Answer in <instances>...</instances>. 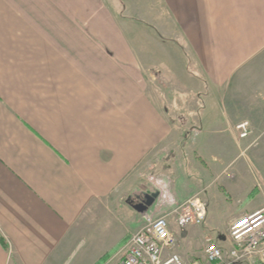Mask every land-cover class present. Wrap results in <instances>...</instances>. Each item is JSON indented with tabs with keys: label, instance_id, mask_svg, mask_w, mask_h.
<instances>
[{
	"label": "crops",
	"instance_id": "0c3cea01",
	"mask_svg": "<svg viewBox=\"0 0 264 264\" xmlns=\"http://www.w3.org/2000/svg\"><path fill=\"white\" fill-rule=\"evenodd\" d=\"M131 2L0 0V264H53L87 215L135 211L152 154L207 177L238 124L264 137V0Z\"/></svg>",
	"mask_w": 264,
	"mask_h": 264
},
{
	"label": "rangeland",
	"instance_id": "374dc122",
	"mask_svg": "<svg viewBox=\"0 0 264 264\" xmlns=\"http://www.w3.org/2000/svg\"><path fill=\"white\" fill-rule=\"evenodd\" d=\"M129 1L134 5L132 0ZM130 11L129 14L135 16L134 6ZM167 44L171 45L169 42ZM153 73L156 77L155 90L165 95L167 100L172 99L173 87L167 84L164 88L163 79L158 73ZM254 139L250 135L242 139L239 135L238 145L230 137L226 153L219 151L207 154V164L211 168L207 170V177L200 174L196 166L192 167L189 161L182 164L178 156L176 160L173 153H167L165 159H153L156 154L151 155V166L143 176V182L151 192L158 191L161 186L177 200L185 201L199 195L207 204V217L203 225L191 226L184 231L178 230L176 226L172 228L176 238L173 252L182 258L184 264H192L196 260L203 262L207 239L219 243L225 254H228L232 223L244 214L264 208V137L258 138L257 144L252 143L248 147ZM200 187L205 188V191L193 195V190ZM129 203L136 204L137 196ZM87 220L77 239L62 258L53 264H117L127 238L140 228L142 215L136 210L126 211L117 207L99 215H87Z\"/></svg>",
	"mask_w": 264,
	"mask_h": 264
},
{
	"label": "built area",
	"instance_id": "2783aa9c",
	"mask_svg": "<svg viewBox=\"0 0 264 264\" xmlns=\"http://www.w3.org/2000/svg\"><path fill=\"white\" fill-rule=\"evenodd\" d=\"M242 139L250 134L247 122L237 125ZM155 203L142 214L140 228L128 238L117 264H184L174 253L176 238L173 226L184 231L201 226L207 217V204L196 195L185 201L175 199L164 187L158 188ZM228 254L219 243L207 239L203 262L192 264H264V208L244 214L230 227Z\"/></svg>",
	"mask_w": 264,
	"mask_h": 264
},
{
	"label": "water",
	"instance_id": "95a60500",
	"mask_svg": "<svg viewBox=\"0 0 264 264\" xmlns=\"http://www.w3.org/2000/svg\"><path fill=\"white\" fill-rule=\"evenodd\" d=\"M158 196H159L158 192H149L144 196V198L138 204L132 205V207L138 213H141V214L145 213L154 204Z\"/></svg>",
	"mask_w": 264,
	"mask_h": 264
},
{
	"label": "trees",
	"instance_id": "16d2710c",
	"mask_svg": "<svg viewBox=\"0 0 264 264\" xmlns=\"http://www.w3.org/2000/svg\"><path fill=\"white\" fill-rule=\"evenodd\" d=\"M0 242H1V244H2L3 246H5V247L7 246L6 243L4 242V240H3V238H2L1 236H0Z\"/></svg>",
	"mask_w": 264,
	"mask_h": 264
},
{
	"label": "flooded vegetation",
	"instance_id": "af4514ba",
	"mask_svg": "<svg viewBox=\"0 0 264 264\" xmlns=\"http://www.w3.org/2000/svg\"><path fill=\"white\" fill-rule=\"evenodd\" d=\"M143 198H141V200H142ZM134 205H136V204H134Z\"/></svg>",
	"mask_w": 264,
	"mask_h": 264
}]
</instances>
